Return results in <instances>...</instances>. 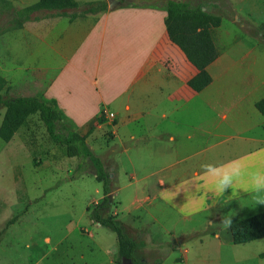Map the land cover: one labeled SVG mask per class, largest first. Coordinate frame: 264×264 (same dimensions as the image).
Returning a JSON list of instances; mask_svg holds the SVG:
<instances>
[{
    "label": "crops",
    "instance_id": "1",
    "mask_svg": "<svg viewBox=\"0 0 264 264\" xmlns=\"http://www.w3.org/2000/svg\"><path fill=\"white\" fill-rule=\"evenodd\" d=\"M4 1L21 9L39 2ZM76 1L73 9L30 12L0 34V75L19 88L16 97L54 101L92 151L116 164L119 205L121 193L130 190L126 213L136 215L139 233L148 228L151 236L182 246L189 238L214 239L222 251L233 244V224L264 213V191H255L251 181L252 173H264V116L256 107L264 99V53H220L208 67L212 83L197 93L189 82L198 70L167 32L163 6L169 0ZM92 3L107 7L92 12ZM13 63L25 74L10 77ZM231 161L239 162L241 175L219 193L216 178L201 166ZM225 217L230 227L221 224ZM164 246L157 248L167 253ZM187 253L173 263L189 264ZM164 259L168 264L170 255ZM263 259L264 253L251 261Z\"/></svg>",
    "mask_w": 264,
    "mask_h": 264
},
{
    "label": "rangeland",
    "instance_id": "2",
    "mask_svg": "<svg viewBox=\"0 0 264 264\" xmlns=\"http://www.w3.org/2000/svg\"><path fill=\"white\" fill-rule=\"evenodd\" d=\"M149 1L122 0L120 3L145 5ZM180 1L204 7L211 15L221 18V27L214 33L220 55L244 56L252 51L251 56L261 58L264 0ZM92 4L95 5L92 7L100 5ZM104 5L107 7V3ZM21 11L16 4L0 2V34L21 25L28 15ZM23 73V65L13 63L7 74L19 77ZM32 75L29 72L26 76ZM0 94L7 99L22 93L7 83ZM5 111L0 105V126ZM111 113L103 112L106 117ZM67 126L74 130L70 124ZM27 128L9 143L0 139V264H119L116 234L98 226L90 217L89 208L103 197L102 184L96 180L92 165L67 157L63 148L52 144L37 116L31 118ZM103 135L105 141L112 138L109 131ZM95 154L116 180L112 193L114 205L109 213L120 214L131 237L140 242L141 256L148 264H161L169 255L168 264H174L172 259L177 256L181 261L185 249L189 251V264H254L251 261L254 256L264 253V240L238 246L228 243L222 246V251L219 241L209 238H189L184 246L180 243L177 250L167 253L157 248L170 242L175 245L174 238L153 237L148 228L139 233L135 228L139 226L136 215L126 213L130 190L121 193L119 205L116 164L100 151Z\"/></svg>",
    "mask_w": 264,
    "mask_h": 264
},
{
    "label": "trees",
    "instance_id": "3",
    "mask_svg": "<svg viewBox=\"0 0 264 264\" xmlns=\"http://www.w3.org/2000/svg\"><path fill=\"white\" fill-rule=\"evenodd\" d=\"M0 2L10 4L4 0ZM77 6L76 0H39L36 5L24 8L21 12L29 14L39 9L64 10ZM103 6L100 4L90 10L96 12ZM163 7L167 11L165 24L170 40L181 49L188 61L198 70L197 76L189 82V86L200 93L212 83L208 67L219 57L214 33L221 27L222 20L220 17L211 15L204 7H193L189 3L178 0H169ZM6 85L7 81L0 75V93ZM0 105L6 110L0 126L2 141L9 143L23 129H28L31 118L37 116L52 144L63 148L67 157L78 158L92 165L95 171L94 176L102 184L103 191L101 200L89 208L92 221L116 234L119 264H123L124 259L131 260L133 264H148L141 256L140 242L131 237L117 215L109 213L114 205L112 193L116 180L113 174L107 171L102 159L92 151L86 136H81L67 126L56 103L44 97L6 99L0 94ZM256 107L264 116V99L259 101ZM99 122L102 123L103 120L100 119ZM231 233L235 246L264 239V213L233 224ZM172 243L164 246L165 249L168 248L167 252L178 249L177 246L180 243L178 245L177 241L175 245Z\"/></svg>",
    "mask_w": 264,
    "mask_h": 264
},
{
    "label": "clouds",
    "instance_id": "4",
    "mask_svg": "<svg viewBox=\"0 0 264 264\" xmlns=\"http://www.w3.org/2000/svg\"><path fill=\"white\" fill-rule=\"evenodd\" d=\"M201 167L206 175L216 178L214 187L215 190L219 193H225V191L231 188L241 175V169L238 161H231L228 164L220 166L213 164H203ZM251 181L255 191H264V173H252ZM221 224L225 228L230 227L232 224V220L227 217L222 218Z\"/></svg>",
    "mask_w": 264,
    "mask_h": 264
},
{
    "label": "water",
    "instance_id": "5",
    "mask_svg": "<svg viewBox=\"0 0 264 264\" xmlns=\"http://www.w3.org/2000/svg\"><path fill=\"white\" fill-rule=\"evenodd\" d=\"M117 2V0H111L112 4H115ZM115 6V5H114ZM111 8H113V6H110ZM123 264H133L131 260L129 259H124L123 260Z\"/></svg>",
    "mask_w": 264,
    "mask_h": 264
},
{
    "label": "built area",
    "instance_id": "6",
    "mask_svg": "<svg viewBox=\"0 0 264 264\" xmlns=\"http://www.w3.org/2000/svg\"><path fill=\"white\" fill-rule=\"evenodd\" d=\"M109 116V118H112V119H114L115 118V115L114 114H109V115H107V117Z\"/></svg>",
    "mask_w": 264,
    "mask_h": 264
}]
</instances>
